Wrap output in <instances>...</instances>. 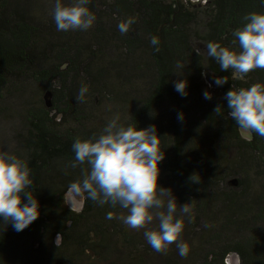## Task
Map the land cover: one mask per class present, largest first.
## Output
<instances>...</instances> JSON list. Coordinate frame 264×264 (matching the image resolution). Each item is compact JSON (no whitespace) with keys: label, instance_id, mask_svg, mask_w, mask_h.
<instances>
[{"label":"trees","instance_id":"trees-1","mask_svg":"<svg viewBox=\"0 0 264 264\" xmlns=\"http://www.w3.org/2000/svg\"><path fill=\"white\" fill-rule=\"evenodd\" d=\"M54 4L0 0V120L17 123L9 153L27 162L40 204L38 219L21 232L0 217V264H73L84 252L94 253L93 264H157V257L158 264H229L233 253L240 264H264V137L240 128L224 99L233 85L264 84V69L233 78L206 51L213 41L232 47V32L244 26V15L264 13V0H209L205 7L192 0H90L94 25L67 32L56 28ZM130 16L137 23L121 35L117 25ZM204 73L229 79L211 100L203 96ZM179 80H187V96L175 91ZM82 86L88 92L80 103ZM217 105L223 107L214 113ZM116 116L124 126H156L165 154L160 186L172 189L178 204L194 201V219L185 218L181 235L186 257L175 243L157 253L143 233L106 218L126 210L85 196L78 211L67 201L69 185L88 167L70 166L74 140L98 136Z\"/></svg>","mask_w":264,"mask_h":264},{"label":"clouds","instance_id":"clouds-1","mask_svg":"<svg viewBox=\"0 0 264 264\" xmlns=\"http://www.w3.org/2000/svg\"><path fill=\"white\" fill-rule=\"evenodd\" d=\"M89 4L90 0H74L67 5L62 0H55L53 20L57 30H89L96 21ZM242 20L244 26L232 32V47L214 41L206 44L207 56L215 60L220 70H231L233 78L239 75L240 79L257 68L264 69V13L251 12ZM135 23L137 18L130 16L117 27L121 35H126ZM150 42L153 46L159 45L158 37H151ZM155 50L159 51V47ZM196 52L203 54L199 49ZM182 67L177 63V68ZM228 80L227 76L215 77L214 83L222 86ZM174 89L181 96H187V80L177 81ZM87 92V86H82L76 96L77 102L83 103ZM203 96L206 100L212 99V93L207 90ZM224 99L228 116L240 128L264 137V84L240 89L233 85ZM222 107L217 105L214 113H219ZM177 119L182 122L184 114L178 113ZM119 120V116L109 120L98 136L74 140L75 159L69 162L70 166L77 168L86 164L88 167L82 170V179L69 185L67 195L86 196L98 206L110 205L126 210V215L115 216L109 212L106 218L119 219L134 230L146 229L155 223V229L143 232L153 250L166 254L168 246L175 243L178 254L186 257L189 246L180 237L185 218L189 222L194 219V201L178 204L172 189L160 186V162L165 159V154L156 126L140 129L134 125L124 126ZM30 173L26 161L8 151L0 152V217L16 232L25 230L40 216V204L31 187ZM190 179L194 181V175ZM59 239L58 234L56 243Z\"/></svg>","mask_w":264,"mask_h":264},{"label":"rangeland","instance_id":"rangeland-1","mask_svg":"<svg viewBox=\"0 0 264 264\" xmlns=\"http://www.w3.org/2000/svg\"><path fill=\"white\" fill-rule=\"evenodd\" d=\"M208 1L209 0H192L193 3L199 4V5L201 4L203 7H205V5L208 4ZM202 6H200V7H202ZM205 20H206V16L203 15V17H202V24H203V22ZM200 22H201V19H200ZM201 28L202 27H200V29ZM201 31H202V29H201ZM194 43H195L196 47H199V49L202 52L204 51V44H203V42L201 40H196L195 39L194 40ZM214 78H215L214 76H209L208 74H206V82H207V85L206 86H207V89H208L209 92H211L212 94H217V93H219V90L220 89H219V86H217L214 83ZM210 85H211V87H210ZM101 115H103V114H101ZM11 118L14 119L15 117H11ZM16 127H17V123L15 121H11V120H7L6 121V120H3L1 118V120H0V152H4V151L10 152L14 148L15 138H16L15 135H16V131H17ZM73 199H74V197H72V196L69 195L68 203H69V205L72 208L75 206L74 203H73V201H74ZM76 210H78V209H76ZM78 211H80V210H78ZM149 229H154V225L153 224L148 225L146 227V229H141V230L131 229V230H133L134 232H138V233L141 234L145 230H149ZM180 240L182 242L185 241V237H180ZM57 244H59V241H57ZM121 244H122V241L121 240H119L118 243H116V245H117L118 248L117 249L115 248V250H117L119 252V254H121V251H122ZM72 248H73L72 250L75 249L74 247H72ZM105 250L107 251V249H105ZM64 255H66V254H64ZM92 255H94L93 252H90V253L84 252L83 254L76 255V258H73L75 260V263H73V264H93ZM158 260H159V257H157V259H156V261H157L156 263L157 264H158Z\"/></svg>","mask_w":264,"mask_h":264},{"label":"water","instance_id":"water-1","mask_svg":"<svg viewBox=\"0 0 264 264\" xmlns=\"http://www.w3.org/2000/svg\"><path fill=\"white\" fill-rule=\"evenodd\" d=\"M73 197V196H72ZM69 200V195H67V201ZM73 203H74V209H78L81 210L84 206L85 203V197L84 198H80V197H74L73 199ZM57 239V236H56ZM59 244L61 243V235H60V239L58 240ZM229 263L230 264H240V258L238 256V254L233 253L230 257H229Z\"/></svg>","mask_w":264,"mask_h":264}]
</instances>
